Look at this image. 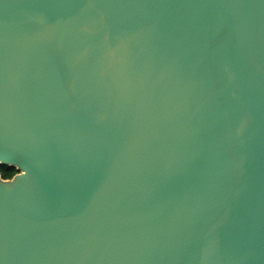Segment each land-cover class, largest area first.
I'll use <instances>...</instances> for the list:
<instances>
[{
  "label": "water",
  "instance_id": "water-1",
  "mask_svg": "<svg viewBox=\"0 0 264 264\" xmlns=\"http://www.w3.org/2000/svg\"><path fill=\"white\" fill-rule=\"evenodd\" d=\"M0 264H264V0H0Z\"/></svg>",
  "mask_w": 264,
  "mask_h": 264
},
{
  "label": "trees",
  "instance_id": "trees-1",
  "mask_svg": "<svg viewBox=\"0 0 264 264\" xmlns=\"http://www.w3.org/2000/svg\"><path fill=\"white\" fill-rule=\"evenodd\" d=\"M15 173H17V170L14 167L0 165V175L2 178H11Z\"/></svg>",
  "mask_w": 264,
  "mask_h": 264
}]
</instances>
